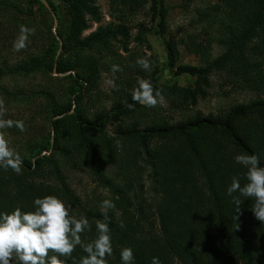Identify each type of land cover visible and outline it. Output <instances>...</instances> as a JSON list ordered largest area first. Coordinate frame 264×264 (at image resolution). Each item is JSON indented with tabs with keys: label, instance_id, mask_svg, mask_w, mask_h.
<instances>
[{
	"label": "trees",
	"instance_id": "1",
	"mask_svg": "<svg viewBox=\"0 0 264 264\" xmlns=\"http://www.w3.org/2000/svg\"><path fill=\"white\" fill-rule=\"evenodd\" d=\"M60 1L67 8L60 41L48 26L49 48L0 68V77L4 73L27 77L43 72L65 74L60 78L74 82L62 99L56 88L43 89L33 98L3 89L21 102H45V108L38 107L52 128L48 132L37 129L31 136L26 144L31 157L22 158V174L0 168V213L10 214L17 207L33 211L34 199L55 195L70 212L88 218L91 231L82 239L91 242L98 235L96 221L104 220L100 204L110 199L116 207L108 213L113 246L108 264H122L120 252L125 247L133 250V264H151L153 257L161 264H264V224L251 210L254 200L240 197L244 201L240 212H235L233 196L239 193H227L234 177L240 179L241 186L247 182V169L236 163V155H257L264 167V0H232L225 15L199 10V18L191 23H203L206 37L192 33L178 42L174 38L165 42L167 67L196 77L195 87L161 82L158 74L163 70L154 62L149 72L134 60H126L106 97L113 102L110 110L99 105L101 75L110 70L109 60L121 56L119 48L129 53L130 31L115 23L85 34L92 22L100 20L98 0ZM148 1L110 0V7L119 17L128 18ZM156 2L153 0L154 15ZM29 3L25 15L32 19V7H44V3ZM0 5L9 11L14 8L7 0ZM158 13L164 22L166 12L159 7ZM11 19L14 22L19 17L13 12ZM209 31H216L217 43L224 48L216 57ZM147 32L140 23L135 39L147 42ZM178 44L199 56L201 66L180 65ZM217 73H225L232 84L257 93L258 98L180 120L165 115L161 105L148 108L132 100L138 80L146 79L171 100L173 108L186 110L207 96L210 77ZM127 104H132V109ZM111 124L117 126L115 136L107 131ZM48 150L49 154L42 155ZM81 167L108 195L84 199L78 193L69 175ZM85 255L78 246L66 264H80Z\"/></svg>",
	"mask_w": 264,
	"mask_h": 264
},
{
	"label": "rangeland",
	"instance_id": "2",
	"mask_svg": "<svg viewBox=\"0 0 264 264\" xmlns=\"http://www.w3.org/2000/svg\"><path fill=\"white\" fill-rule=\"evenodd\" d=\"M3 1V0H0ZM162 1V2H160ZM9 4H13L14 8L9 11L8 8L0 5V68L5 63L16 64L19 59L24 58L29 53L40 54L44 49L51 46V36L46 27L50 26L54 36L60 41L59 29H64L67 8L60 0H52L51 4L48 0H43L44 7L40 5H32L33 17L29 19L25 15V11H29L30 0H7ZM188 4V5H187ZM232 0H193L188 3L185 0H157L156 6L161 7L166 13L165 21L162 22L160 13L153 10V0L148 1L146 7L128 18L119 17L118 13L113 12L110 7V0H98L100 8V20L98 22H92L91 27L85 32L96 30L100 25H109L115 23H121L127 26L130 31V51L125 52L122 48H119V54L121 55L118 60H109L111 66L110 70H103L100 86L102 100L99 103L102 109L106 108L110 110L113 106V102L110 99H106L108 94H111L113 85L108 81H114L117 76L112 73L111 69L113 65H119L120 68L126 65V60H136L141 57H147L151 63L159 65L163 72L158 74L161 76V82L171 81L172 83H178L181 86L195 87L194 82L196 77L189 74H178L176 68L171 70L167 67V53L165 42L169 39H175L177 42L189 34L195 33L200 38L206 37V26L203 23L193 26L192 21H196L199 10L210 9L217 12L219 15H225L230 10ZM17 7V8H16ZM19 12H18V11ZM16 14L19 17L18 21L11 19V13ZM44 22V24L41 23ZM63 21V24H60ZM144 23L147 27V42H138L136 38L139 33V24ZM28 27H35L36 32L30 36V43L28 47L20 52L13 50V41L19 34L20 25ZM45 25V27H43ZM216 31H209L213 41L212 55L214 57L223 53L224 48L219 45L216 40ZM6 34V35H5ZM180 57L178 63L180 65H191L199 67L201 66L200 57L194 53L188 51V49L178 44ZM132 56V57H129ZM122 66V67H121ZM152 70V69H151ZM150 72V71H149ZM65 74L59 75L57 73L48 74L39 72L27 77L6 75L0 77V98L5 102L7 108V114L5 119L22 120L25 123L26 131L21 132L16 127L6 128L0 131L5 133V138L9 142V146L14 149L19 155L23 157H31L29 149L26 144L31 140V136L37 129H44L48 132L52 128V123H49L47 115L42 113L40 107L45 108V102L42 104H34L32 102H21L3 92L4 88L10 91L21 92L29 97L35 96L43 89H54L59 97L62 99L66 96L68 85L74 84V82L64 80L60 77ZM211 86L208 88L207 96L200 98L195 105H191L186 110L175 109L171 106V100L164 97V102L161 105L165 115L176 120L182 119L185 115L191 114H203L209 115L211 113H217L220 110L226 109L232 103L237 101H248L250 99L258 98V94L250 90L238 88L235 84L230 82V78L225 73L213 74L211 77ZM12 95V94H11ZM69 96V92H68ZM41 103V101H40ZM40 106V107H38ZM74 108V107H73ZM40 112V115L38 114ZM37 116V118H35ZM107 131L111 136L117 134L116 124L108 125ZM30 144V143H29ZM49 154L50 150L43 151V154ZM35 158L33 159V161ZM73 187L78 191L84 199L94 198L95 196L108 195V191L100 186L98 181L89 174V171L84 168H79L72 171L69 175ZM96 198V197H95ZM179 264V262H177Z\"/></svg>",
	"mask_w": 264,
	"mask_h": 264
},
{
	"label": "clouds",
	"instance_id": "3",
	"mask_svg": "<svg viewBox=\"0 0 264 264\" xmlns=\"http://www.w3.org/2000/svg\"><path fill=\"white\" fill-rule=\"evenodd\" d=\"M36 32L35 27L20 25L19 34L13 41V50L20 52L28 47L30 36ZM136 65L145 71H150L152 63L149 58L141 57ZM115 74L122 71L119 65L111 69ZM109 84L115 87L114 81ZM132 100L148 108L162 105L164 96L161 90L154 89L151 81L138 80V87L132 91ZM132 109V104H127ZM7 108L0 98V130L16 127L21 132L26 131L22 120L5 119ZM236 163L243 165L246 183L241 186L240 179L233 178L227 189L229 196H233L235 212H240L243 201L240 197L251 198L254 204L251 210L255 218L264 224V167L260 166L257 155L238 154ZM0 168L5 171L11 169L17 175L22 174L23 159L9 146L5 133L0 131ZM34 210L23 212L19 207L9 213H0V264H66L76 248L79 246L87 255L80 264H108V257L113 255L112 236L109 227V210L115 209V203L105 199L100 204L104 220L96 221L97 237L91 242H85L82 235L91 231V225L86 216H77L70 212L69 206L55 195L36 198L33 201ZM234 220L238 217L234 216ZM121 227H124L121 223ZM238 227V225H237ZM122 264H133L134 254L130 247L120 252ZM64 257L65 259H61ZM151 264H161L158 257H153Z\"/></svg>",
	"mask_w": 264,
	"mask_h": 264
}]
</instances>
